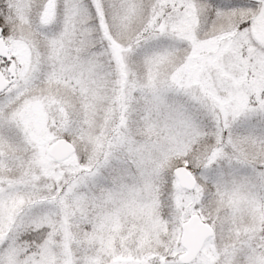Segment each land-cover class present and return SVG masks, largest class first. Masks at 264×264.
Wrapping results in <instances>:
<instances>
[{
	"label": "snow or ice",
	"instance_id": "6c2138e0",
	"mask_svg": "<svg viewBox=\"0 0 264 264\" xmlns=\"http://www.w3.org/2000/svg\"><path fill=\"white\" fill-rule=\"evenodd\" d=\"M0 264H264V0H0Z\"/></svg>",
	"mask_w": 264,
	"mask_h": 264
}]
</instances>
